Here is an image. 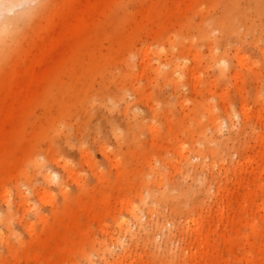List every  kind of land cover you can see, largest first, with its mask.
<instances>
[{
    "label": "rangeland",
    "instance_id": "1",
    "mask_svg": "<svg viewBox=\"0 0 264 264\" xmlns=\"http://www.w3.org/2000/svg\"><path fill=\"white\" fill-rule=\"evenodd\" d=\"M232 1L108 0L87 37L63 43L35 66L26 49L41 42L37 25L58 20L56 8L10 42L0 54V264H264V234L256 232L264 230V13L258 0H236L237 32L222 35L215 20L226 18ZM198 25L214 30L218 53L230 56L216 86ZM186 35L192 53L178 91L161 73L170 64L141 58L147 48L155 58L164 45L169 63L172 53L190 50L189 41L170 47ZM235 53L249 55L255 70ZM30 63L35 73L17 85L14 70ZM48 68L41 86L29 83ZM224 89L238 115L234 128L216 130L198 105L213 104L224 118ZM241 100L250 105L247 118ZM226 197L229 217L221 221ZM201 212L203 231L213 234L209 252L194 258L203 244L187 222ZM124 220L130 229L123 235Z\"/></svg>",
    "mask_w": 264,
    "mask_h": 264
},
{
    "label": "bare ground",
    "instance_id": "2",
    "mask_svg": "<svg viewBox=\"0 0 264 264\" xmlns=\"http://www.w3.org/2000/svg\"><path fill=\"white\" fill-rule=\"evenodd\" d=\"M84 3L85 2H83V0H62L61 2H57V0H29V3L27 5H25L24 8H21L20 0H0V54L7 51V47L10 44V42L16 41L19 37H25L26 34L28 33V30L31 27H33L35 24H37L39 20H41V18L44 16V13L46 10L56 8L57 14H55V15L57 16L58 20L54 17H51L50 20L48 19L49 21H47L46 27L49 28V27H55V26L59 25V30H56V28H55L57 33L54 34L52 32L54 35L45 38V37H43V35H40V34L42 32L44 33V28H46V27H43L42 25H37L36 26L37 27V30H36L37 36H38V38H40L41 42H39L38 44L35 45L34 50H32V49L27 50L26 49V55H28V57L29 56L33 57L32 62L34 64V66L38 62H41V63L42 62H49L50 55H52L53 53H57L59 46L63 45V43L68 42V41L73 40V39H76V38L87 37V29L93 23L94 15H96L99 12V9L101 7H103L104 5L106 6V4H108V0H94L92 2H90L88 0L85 3V5H84ZM231 3L232 4H230V6L227 9L230 12L227 13V16H226V14H224L226 16V18H219L220 17L219 16V17H217L219 19L215 20V23L217 25L216 27H217V29H220V31L223 33L222 35L237 32V29L235 27V23H237V22H235V20L240 19L239 18L240 16L235 15V13H233V11L235 12V10L237 9L236 0L232 1ZM219 6H220V4H219ZM257 10L262 14L264 13V5H263V2H261V0L257 1ZM236 18H238V19H236ZM243 21H245V20H243ZM61 26L62 27L64 26V28L61 29L62 28ZM213 31L214 30L209 31L205 27H200V25H198L196 36L198 37L200 42L206 43L208 45L207 46L208 50H209V55H208L209 66L208 67H214L217 71V76L219 78V80L216 78V79H212L213 81H211L212 85L216 86L217 85L216 83L220 82L223 78H225L227 73L230 71L231 65H230V56H229V53L227 50H224L222 53H218V49H220V46L215 45V42H214L215 40L211 37V33ZM253 33H254V30H253ZM192 39H193V37L191 38V37L186 35L185 39L183 38V40L171 42V44H170L171 48L180 47V45L183 43H185L184 44V46H185L186 41L190 42L191 47H190V50H188V51L186 50V52L183 49H179V51L177 53H172L171 54L172 57H171L169 63H167L166 61L164 62L162 60V52H163V49L166 48L164 45L161 46V48H159L158 52H155L156 53L155 58H153L152 55L149 54V48H147L145 50V52L143 53V56L141 58L142 63H144L148 60L151 61L153 59V60L160 61L164 65L170 64L171 70L169 72L163 71L161 73H162L164 80L167 83L172 84L174 86V90L179 91V89L183 83L181 80L182 76L184 74H187L188 66L184 62V60L189 58L191 53H192V50H191L192 44H193ZM254 39H256V38H254ZM257 40H259V39L257 38ZM257 40H256V42H257ZM254 41L252 40V42H254ZM259 47H260L261 53H262L263 58H264V45L263 46L260 45ZM37 51H38V53H36ZM194 53L196 55V56L194 55L195 57H199L201 55V51H199V50H195ZM60 57H62V56H60ZM234 57L236 58V60L239 64H244V62H246V61L250 62L251 63V65H250L251 69L255 70L257 62L256 61L251 62L249 55H244V54L238 55L235 53V54H233V58ZM34 66L31 65V63H30V65L28 67H25L23 69V71H18V69L14 70L13 76L16 77V82H17L16 84L17 85H18V79L23 78L24 73H27L30 70H31L32 74L35 73L36 67H34ZM50 66H52V65L50 64ZM153 66L155 68L158 67L159 70L162 69V67L159 64L158 65L153 64ZM47 71H49V68L45 72L41 71L43 73L39 72L40 75L38 74V76H36V77H35V75H33V77L30 79L29 83L33 84L36 82L37 85L41 86L43 83V78L46 76L45 74L47 73ZM197 71L198 70L196 67L192 68L190 71V78L191 79L195 78V80H196L194 82V87H193L194 89H197V84L200 83L199 82L200 77L197 76ZM233 73H234L233 76L235 78H237V80L243 79V74L241 71L237 72L235 70V72H233ZM13 88H15V86ZM238 88H242V87L240 85H238ZM227 91L228 90L226 89L223 93H221L219 95L220 98L223 100V102L221 104H222L223 109H224V114H225L224 118H221L218 113L213 114L214 109H215V106H213V104L201 103L198 105V109L204 108L212 115V117H214V118H212V123H213V128H215L216 130H217V128L223 127V126H229L230 129H232L235 127V124H236L235 118H237L238 114H234V112L232 110H230L229 102H227L225 100L226 95H227ZM249 106L250 105L248 103H246L245 101L241 102V110H242L241 112H242L243 116H245V118H247V116H248L247 111L249 110ZM261 111H262V108L259 109V113ZM149 125H150L149 127H151L152 130L156 131L157 128L155 125H153V124H149ZM203 129H204L203 132L205 133L206 130H205V128H203ZM179 162H181V161H179ZM254 162H255V160L251 159V158H249L245 161V163L250 164V165H252ZM242 166H244V163L239 164L240 168ZM253 174L256 175V177L259 180H261V177H262L261 174L257 175L255 173V171H253ZM53 176L58 177V175L56 173ZM47 177L49 179L52 178L51 173H48ZM226 199H227V197L225 198L224 205L220 207V211H219L221 221L224 218L229 217L228 214L230 211V206L227 203ZM128 205H129V203H128ZM135 209H136L135 206H132V210L135 211ZM201 219H202V212L199 214L198 218H194V219L187 222L190 226L191 225L194 226V229L192 230V232L196 236V240L200 243L199 245L203 244L202 249L197 248V251L193 255L194 258H196L198 252L208 253L210 250V247H211L210 239H211V236L213 233L211 231H207V232L203 231V225H202ZM122 223L127 225L124 228H122L120 231L124 235V234H126L125 233L126 229L129 227V225L127 224L128 220H124V221H122ZM129 229H130V227H129ZM256 232H258L260 234H264V230H262V229L256 230ZM124 261H125V259L122 260L121 262H115L113 264H124ZM132 264H136V262H133Z\"/></svg>",
    "mask_w": 264,
    "mask_h": 264
},
{
    "label": "clouds",
    "instance_id": "3",
    "mask_svg": "<svg viewBox=\"0 0 264 264\" xmlns=\"http://www.w3.org/2000/svg\"><path fill=\"white\" fill-rule=\"evenodd\" d=\"M29 3V0H20V6L21 8H24L25 5H27Z\"/></svg>",
    "mask_w": 264,
    "mask_h": 264
}]
</instances>
